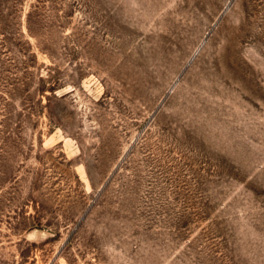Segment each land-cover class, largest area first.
<instances>
[{
    "label": "rangeland",
    "instance_id": "obj_1",
    "mask_svg": "<svg viewBox=\"0 0 264 264\" xmlns=\"http://www.w3.org/2000/svg\"><path fill=\"white\" fill-rule=\"evenodd\" d=\"M0 264H264V0H0Z\"/></svg>",
    "mask_w": 264,
    "mask_h": 264
}]
</instances>
